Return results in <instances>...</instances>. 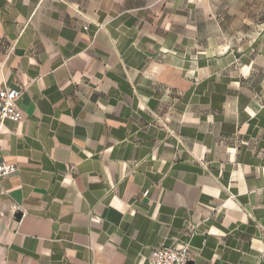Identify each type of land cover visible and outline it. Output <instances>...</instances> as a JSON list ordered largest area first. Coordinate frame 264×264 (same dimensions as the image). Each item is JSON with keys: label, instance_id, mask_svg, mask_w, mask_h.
Here are the masks:
<instances>
[{"label": "crops", "instance_id": "1", "mask_svg": "<svg viewBox=\"0 0 264 264\" xmlns=\"http://www.w3.org/2000/svg\"><path fill=\"white\" fill-rule=\"evenodd\" d=\"M194 0H0V264H264V27ZM240 25V26H239Z\"/></svg>", "mask_w": 264, "mask_h": 264}, {"label": "built area", "instance_id": "2", "mask_svg": "<svg viewBox=\"0 0 264 264\" xmlns=\"http://www.w3.org/2000/svg\"><path fill=\"white\" fill-rule=\"evenodd\" d=\"M23 95L21 90L0 89V126L7 120L20 122L22 113L19 101ZM3 149V141L0 136V156ZM18 172L17 165H10L0 160V180L9 178ZM198 226L191 225L187 231L189 241L172 247L161 246L154 249L150 255L149 264H191V240L196 235Z\"/></svg>", "mask_w": 264, "mask_h": 264}, {"label": "rangeland", "instance_id": "3", "mask_svg": "<svg viewBox=\"0 0 264 264\" xmlns=\"http://www.w3.org/2000/svg\"><path fill=\"white\" fill-rule=\"evenodd\" d=\"M208 4L212 10H239L241 29H249L247 21L251 14L252 20L256 18L255 27L260 30L264 27V0H194V6ZM247 23V24H246ZM239 25V26H240Z\"/></svg>", "mask_w": 264, "mask_h": 264}]
</instances>
